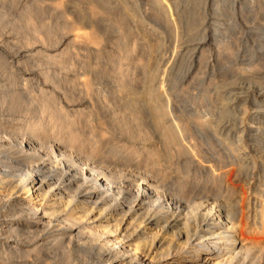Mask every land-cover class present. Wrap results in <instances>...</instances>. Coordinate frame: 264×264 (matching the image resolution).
I'll use <instances>...</instances> for the list:
<instances>
[{
  "label": "rangeland",
  "instance_id": "rangeland-1",
  "mask_svg": "<svg viewBox=\"0 0 264 264\" xmlns=\"http://www.w3.org/2000/svg\"><path fill=\"white\" fill-rule=\"evenodd\" d=\"M145 6V0H0L1 129L10 135V129L38 126L46 131V139L53 141L58 128L82 137L90 136L95 128L99 132L90 137L99 141L92 140L101 146L100 157L110 163L114 157L118 172L145 176L150 174L147 165H151V159H159L160 152L167 151L149 127L142 134L143 126L131 118L128 107L135 104L137 95L139 104L146 102L142 96L148 94L152 103L168 111L171 120L185 126L184 136H177L187 153L194 156L190 163L189 154L177 150L176 145L175 149L169 146L171 151H178L177 157L175 151L171 153L175 156L170 173L197 171L199 164H215L217 159L219 165L236 162L248 170L243 178L246 189L254 199L259 198L252 190L257 184L264 189L263 15L257 16L260 21L254 29L236 28V37H242L238 40L234 33L231 37L233 22L226 14L217 17L218 25L212 20L216 15L211 13L210 3L202 2L195 14L185 13L182 18L183 39L170 42L154 40L144 32ZM213 27L226 30L229 42L221 45L195 39L200 33H212ZM257 32H261L260 37L255 38ZM159 91L162 96H158ZM199 122H203V132L195 124ZM148 148H155L157 155L148 156ZM11 151L3 147L0 158L4 160ZM207 158L214 161L207 162ZM197 177L205 182L204 173ZM11 209L6 192L0 193V264H46V256L35 250L32 242L9 251L6 237L18 242L31 239L27 233L12 235L7 231ZM205 255L201 252L200 258H207ZM263 257H255L251 264H264Z\"/></svg>",
  "mask_w": 264,
  "mask_h": 264
},
{
  "label": "bare ground",
  "instance_id": "bare-ground-1",
  "mask_svg": "<svg viewBox=\"0 0 264 264\" xmlns=\"http://www.w3.org/2000/svg\"><path fill=\"white\" fill-rule=\"evenodd\" d=\"M202 2L210 3L211 13L216 15L212 18L214 23L219 25L217 17L222 14L233 22L230 25L234 31H228L231 37L240 29L257 26L256 22L260 21L257 16L263 15L260 19L264 22L261 0H145L144 32L157 41H180L184 36L182 18L185 13L195 14ZM226 32L215 27L212 33H200L195 39L223 45L229 42L230 35ZM259 33L255 38L260 37ZM147 95L142 96L146 102L139 104L140 95H137L135 104L128 107L131 118L143 126L141 133L149 127L166 148L163 152H169L170 156L158 151V156L160 152L163 157L159 160L157 150L148 148L147 155L156 157L147 165L151 170L145 176L118 172L113 156L112 163L100 157L101 146L95 143L96 137H90L98 129L92 128L90 136L82 137L73 135L70 129L58 128L56 139L49 141L44 128L38 126L10 129V135L0 127V149L13 150L4 160L0 158V193L6 192L12 206L6 228L12 235L23 232L31 238L18 242L6 237L9 251H18V246L32 242L34 249L46 256V264H251L255 257H263L264 189L256 187L257 184L252 191L261 198L257 200L255 195L257 199H254L243 180L249 174L241 167L244 165H235L236 162L219 165L216 157L215 164L209 158L206 160L210 163L199 164L200 170L196 166L197 171L193 168L189 172L186 168L176 171V175L170 173L171 158L175 156L171 153L175 150L171 151L169 146L176 145L177 150L189 154L177 136H184L185 126L171 120L168 111L152 103ZM195 124L203 130V122ZM212 130L215 133V128ZM175 153L177 157L178 151ZM187 157L193 162L194 156ZM200 172L205 175L204 184L197 177ZM201 252L208 257L200 258Z\"/></svg>",
  "mask_w": 264,
  "mask_h": 264
}]
</instances>
